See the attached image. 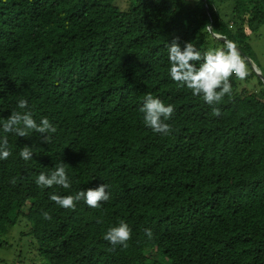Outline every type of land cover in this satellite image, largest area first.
<instances>
[{
	"label": "trees",
	"instance_id": "16d2710c",
	"mask_svg": "<svg viewBox=\"0 0 264 264\" xmlns=\"http://www.w3.org/2000/svg\"><path fill=\"white\" fill-rule=\"evenodd\" d=\"M117 1L0 0V119L24 98L37 123L57 128L48 144L46 134H7L0 245L18 225L35 264H264V82L249 60L264 0ZM206 24L236 43L249 69L233 77L218 118L169 75L174 39L201 53L224 47ZM149 93L175 107L169 136L143 122ZM24 146L34 153L27 162ZM61 161L71 190L40 188L38 175ZM101 184L110 199L100 209L50 200ZM121 220L132 239L110 251L103 236Z\"/></svg>",
	"mask_w": 264,
	"mask_h": 264
},
{
	"label": "clouds",
	"instance_id": "9594fccd",
	"mask_svg": "<svg viewBox=\"0 0 264 264\" xmlns=\"http://www.w3.org/2000/svg\"><path fill=\"white\" fill-rule=\"evenodd\" d=\"M203 31H207L212 37L218 35L210 24H206ZM178 41L179 38H176L171 45H167L171 79L178 87H186L194 97L202 98L211 107V116L220 117L221 110L217 105L222 103L225 96L232 95L233 77L241 81L247 78L249 75L247 61L238 51L236 43L231 40L225 39L223 48H209L203 53L191 42H186L182 49ZM17 108L19 111H12L6 120L0 119L2 120L0 131L5 134L0 136V160H7L12 155L7 136L9 133L23 138H29L32 133L46 134L43 142L48 144L52 140V134L57 132V128L47 117L37 123L32 112L27 110V99L20 98ZM139 111L143 114L144 124L154 133L165 137L173 133L174 129L168 123L175 114L173 105H166L161 99L154 98L149 93L144 97ZM33 155L32 148L28 146H24L19 152V156L26 162L32 160ZM67 167L69 166L61 161L50 173L39 174L35 183L44 189L60 187L71 190L72 181L67 174ZM10 183L15 185L16 179L13 178ZM107 188L108 185L101 184L95 189L80 190L75 194L62 196L52 193L50 200L65 210L75 211L77 203L81 201L92 209H100L102 203L110 199ZM42 219L50 221L52 216L48 212H43ZM144 234L149 240L154 238V233L149 228L144 229ZM103 239L111 245L110 251H114L117 246L127 249L132 239V229L121 220L118 226L108 228Z\"/></svg>",
	"mask_w": 264,
	"mask_h": 264
},
{
	"label": "rangeland",
	"instance_id": "374dc122",
	"mask_svg": "<svg viewBox=\"0 0 264 264\" xmlns=\"http://www.w3.org/2000/svg\"><path fill=\"white\" fill-rule=\"evenodd\" d=\"M117 3L122 9L127 7L125 0H118ZM250 45L252 52L249 54V60L255 66L253 70L260 72L264 77V25L251 37ZM256 82L253 80L255 86ZM256 89L258 87L254 88ZM21 231H24V227L15 225L6 240L4 239L5 245H0V264H35L39 261L32 239L20 236Z\"/></svg>",
	"mask_w": 264,
	"mask_h": 264
},
{
	"label": "water",
	"instance_id": "95a60500",
	"mask_svg": "<svg viewBox=\"0 0 264 264\" xmlns=\"http://www.w3.org/2000/svg\"><path fill=\"white\" fill-rule=\"evenodd\" d=\"M216 38H218V39H220V40H222V41L225 40V37H223V36H219V35H217ZM252 67H253V69H254V65H252ZM255 72H256V74H258V75L261 77V79H262L263 82H264V77L262 76V74H261L260 72H257V71H255Z\"/></svg>",
	"mask_w": 264,
	"mask_h": 264
}]
</instances>
